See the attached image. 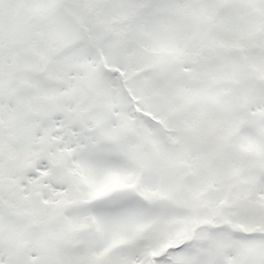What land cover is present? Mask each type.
Masks as SVG:
<instances>
[{
  "label": "snow or ice",
  "instance_id": "6c2138e0",
  "mask_svg": "<svg viewBox=\"0 0 264 264\" xmlns=\"http://www.w3.org/2000/svg\"><path fill=\"white\" fill-rule=\"evenodd\" d=\"M0 264H264V0H0Z\"/></svg>",
  "mask_w": 264,
  "mask_h": 264
}]
</instances>
